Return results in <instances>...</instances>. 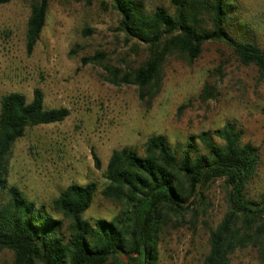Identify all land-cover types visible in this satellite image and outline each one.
<instances>
[{
	"label": "rangeland",
	"instance_id": "374dc122",
	"mask_svg": "<svg viewBox=\"0 0 264 264\" xmlns=\"http://www.w3.org/2000/svg\"><path fill=\"white\" fill-rule=\"evenodd\" d=\"M137 1L146 14L157 7L173 12L170 0ZM35 2L0 4V98L18 91L30 100L38 87L46 108L65 106L69 114L61 122L27 128L15 141L7 158L8 184L49 208L69 184L92 181L96 190L82 218L90 224L110 220L120 207L101 190L107 184L104 171L114 149L128 147L143 154L148 137L161 134L180 153L190 136L229 123L240 132L241 144L258 152L248 195L257 198L264 192V76L256 66L242 64L221 42H207L193 62L167 56L154 92H145L140 99L136 85H116L106 79L109 73L104 67L127 72L147 55V46L117 29L120 15L109 0H49L45 24L28 53L26 25ZM236 4L233 33L261 46L264 0ZM96 52L105 57L82 63L83 57ZM206 83L214 97L203 100L200 94ZM92 152L101 161L100 169L94 167ZM200 192L194 226L187 215L183 226L169 222L160 233L158 264L202 263L208 251V228L218 224L227 207L225 182L216 179ZM0 264H13L11 250H0ZM230 264L261 263L256 250L247 247L236 250Z\"/></svg>",
	"mask_w": 264,
	"mask_h": 264
},
{
	"label": "trees",
	"instance_id": "16d2710c",
	"mask_svg": "<svg viewBox=\"0 0 264 264\" xmlns=\"http://www.w3.org/2000/svg\"><path fill=\"white\" fill-rule=\"evenodd\" d=\"M109 1L120 15L117 29L147 46V55L127 72L104 67L109 73L106 79L116 85H136L140 99L145 92H154L167 56L193 62L207 42L225 44L242 64H253L264 76V42L260 46L231 29L238 0H170L172 13L157 7L150 14L137 0ZM48 3L36 0L31 6L25 35L28 53L45 24ZM104 57L105 53L96 52L81 61L99 62ZM212 97L213 88L206 83L200 98ZM68 114L65 106L46 108L38 87L30 100L18 91L0 98V250L13 252V264H158L163 228L169 222L183 226L187 215L194 226L199 215L197 195L203 197L200 190L216 179L225 182L227 207L218 224L208 228V251L201 264H230L232 254L247 247L254 248L264 264V192L257 198L248 195L258 152L241 144L240 132L229 123L190 136L180 153L161 134L148 137L143 154L128 147L114 149L104 171L107 184L101 190L120 207L110 220L90 224L82 218L96 190L92 181L69 184L49 208L8 184L7 158L15 141L27 128L61 122ZM92 156L94 167L100 169L99 157L95 152Z\"/></svg>",
	"mask_w": 264,
	"mask_h": 264
}]
</instances>
